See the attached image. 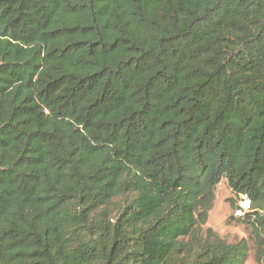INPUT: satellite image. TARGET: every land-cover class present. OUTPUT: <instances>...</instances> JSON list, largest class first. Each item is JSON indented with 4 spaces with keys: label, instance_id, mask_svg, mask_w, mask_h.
Returning a JSON list of instances; mask_svg holds the SVG:
<instances>
[{
    "label": "trees",
    "instance_id": "trees-1",
    "mask_svg": "<svg viewBox=\"0 0 264 264\" xmlns=\"http://www.w3.org/2000/svg\"><path fill=\"white\" fill-rule=\"evenodd\" d=\"M222 179L264 264V0H0V264H245Z\"/></svg>",
    "mask_w": 264,
    "mask_h": 264
},
{
    "label": "rangeland",
    "instance_id": "rangeland-1",
    "mask_svg": "<svg viewBox=\"0 0 264 264\" xmlns=\"http://www.w3.org/2000/svg\"><path fill=\"white\" fill-rule=\"evenodd\" d=\"M249 207V200L234 194L227 180L222 179L215 188V200L202 232L206 236L207 229H212L228 243L246 239L252 249L245 264H259L256 261V250L253 249L251 227L244 223Z\"/></svg>",
    "mask_w": 264,
    "mask_h": 264
}]
</instances>
